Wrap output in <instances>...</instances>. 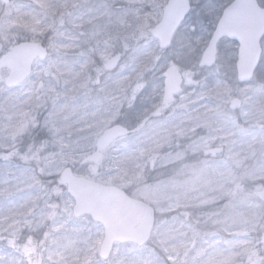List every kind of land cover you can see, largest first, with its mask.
<instances>
[{"label": "clouds", "instance_id": "clouds-1", "mask_svg": "<svg viewBox=\"0 0 264 264\" xmlns=\"http://www.w3.org/2000/svg\"><path fill=\"white\" fill-rule=\"evenodd\" d=\"M182 25L118 19L94 76L21 59L35 46L0 27V234L43 228L28 251L71 239L102 264H264V76Z\"/></svg>", "mask_w": 264, "mask_h": 264}, {"label": "rangeland", "instance_id": "rangeland-1", "mask_svg": "<svg viewBox=\"0 0 264 264\" xmlns=\"http://www.w3.org/2000/svg\"><path fill=\"white\" fill-rule=\"evenodd\" d=\"M166 2L167 0H9L8 5H3L0 1V27L19 30L22 35L28 36L29 42H40L47 47L48 57L37 61V66L43 67L55 61L62 71L74 75L83 68L94 76L95 73L87 62L95 60L97 64L100 63L96 50L112 42L115 22L118 19L126 21L137 12L156 17L160 22ZM189 2L191 9L182 26L195 25L197 34L210 37L222 10L232 0ZM258 2L264 7V0ZM218 46L235 64L237 44L224 39L219 41ZM261 47L263 52L256 70L257 76H264V38ZM4 51H7V47ZM65 87L70 88L71 85ZM3 178L0 174V179ZM15 199H0V214L12 208ZM43 232V228L32 233L24 230L14 241L9 233L0 234L4 236L0 239V264H32L37 256L41 264H54L59 254L68 253H72L73 264H102L98 256L89 261L83 251L84 244H73L71 239H61L58 243L46 241L35 253L28 251L25 247L28 237L31 235L33 242L37 243L41 241Z\"/></svg>", "mask_w": 264, "mask_h": 264}, {"label": "water", "instance_id": "water-1", "mask_svg": "<svg viewBox=\"0 0 264 264\" xmlns=\"http://www.w3.org/2000/svg\"><path fill=\"white\" fill-rule=\"evenodd\" d=\"M8 5L9 0H0ZM189 0H168L159 29L166 30L177 21H182L189 11ZM264 36V8H260L256 0H233L224 8L218 20L211 39L217 44L221 39L227 38L238 45L235 65L241 70H256L260 55V40ZM34 49L25 51L21 59L35 56L37 60H44L48 56L47 48L39 42H29ZM43 50V52H41ZM46 53V55L44 54ZM43 56V58H40ZM103 211L117 227L123 225L125 209L119 201L113 200L105 193L98 194Z\"/></svg>", "mask_w": 264, "mask_h": 264}, {"label": "bare ground", "instance_id": "bare-ground-1", "mask_svg": "<svg viewBox=\"0 0 264 264\" xmlns=\"http://www.w3.org/2000/svg\"><path fill=\"white\" fill-rule=\"evenodd\" d=\"M263 38H264V36H263ZM263 40V39H262Z\"/></svg>", "mask_w": 264, "mask_h": 264}, {"label": "trees", "instance_id": "trees-1", "mask_svg": "<svg viewBox=\"0 0 264 264\" xmlns=\"http://www.w3.org/2000/svg\"><path fill=\"white\" fill-rule=\"evenodd\" d=\"M43 44V43H42Z\"/></svg>", "mask_w": 264, "mask_h": 264}]
</instances>
